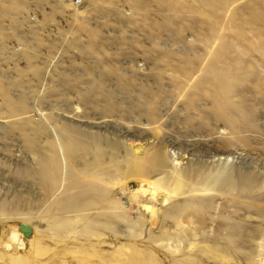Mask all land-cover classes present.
I'll return each mask as SVG.
<instances>
[{"label":"rangeland","instance_id":"374dc122","mask_svg":"<svg viewBox=\"0 0 264 264\" xmlns=\"http://www.w3.org/2000/svg\"><path fill=\"white\" fill-rule=\"evenodd\" d=\"M126 146L149 160L144 183L175 167L215 185L157 202L151 219L148 196L130 199L140 184L122 181ZM20 224L22 249L6 244ZM7 255L264 264V0H0Z\"/></svg>","mask_w":264,"mask_h":264},{"label":"bare ground","instance_id":"6f19581e","mask_svg":"<svg viewBox=\"0 0 264 264\" xmlns=\"http://www.w3.org/2000/svg\"><path fill=\"white\" fill-rule=\"evenodd\" d=\"M125 167L123 170V183L128 184L132 182L139 183L140 185L130 194V199L139 204V198L149 197L152 201L151 205L142 204V209L148 213L151 219L160 220L162 215H160V211L155 208V204L166 205L170 200H173L177 197L181 190L184 188H188L191 192H200L205 193L210 190V187L215 185V176H207L205 179L201 178L198 182L192 183L190 181V172L188 169L183 168V170H177L175 167H172L170 170H166L165 177L160 180H156L153 182H146L144 179L146 178V173L142 172V167L144 165L149 164V160L145 161V158L142 156V152L138 153L135 150H132L131 147L126 146L125 150ZM192 157V156H191ZM156 165L159 168H163L167 166V159L163 154H157ZM170 167V166H169ZM167 169V168H166ZM143 179V180H142ZM184 222V221H183ZM188 224V229L190 231H197L198 225L196 222L192 220V218H188L185 220ZM184 224V223H183ZM22 225V224H20ZM19 225V226H20ZM26 225V224H23ZM28 226V224L26 225ZM31 226V225H30ZM28 226V227H30ZM32 228V227H31ZM227 231L226 229L224 232ZM191 233V232H190ZM31 236V235H30ZM12 240H16L17 245H19V249L24 247V240L22 239L21 232L18 227L17 232L10 233L6 244H10ZM6 249V248H5ZM4 253L2 252V255ZM9 254V253H8ZM6 256L4 255V258ZM9 257V258H8ZM9 264H24L22 261L15 258L13 255H7V259ZM3 261V259H2Z\"/></svg>","mask_w":264,"mask_h":264},{"label":"water","instance_id":"95a60500","mask_svg":"<svg viewBox=\"0 0 264 264\" xmlns=\"http://www.w3.org/2000/svg\"><path fill=\"white\" fill-rule=\"evenodd\" d=\"M19 230L24 235V237H30V233L32 231L31 227L22 224L19 226Z\"/></svg>","mask_w":264,"mask_h":264},{"label":"built area","instance_id":"2783aa9c","mask_svg":"<svg viewBox=\"0 0 264 264\" xmlns=\"http://www.w3.org/2000/svg\"><path fill=\"white\" fill-rule=\"evenodd\" d=\"M73 5L78 6L81 4L82 0H69Z\"/></svg>","mask_w":264,"mask_h":264}]
</instances>
